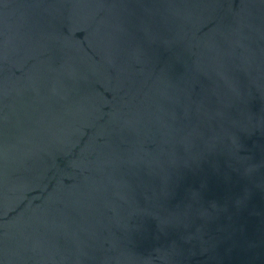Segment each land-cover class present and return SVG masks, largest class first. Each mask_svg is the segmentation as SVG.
<instances>
[{"label":"water","instance_id":"1","mask_svg":"<svg viewBox=\"0 0 264 264\" xmlns=\"http://www.w3.org/2000/svg\"><path fill=\"white\" fill-rule=\"evenodd\" d=\"M0 264H264V0H0Z\"/></svg>","mask_w":264,"mask_h":264}]
</instances>
